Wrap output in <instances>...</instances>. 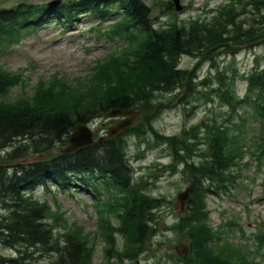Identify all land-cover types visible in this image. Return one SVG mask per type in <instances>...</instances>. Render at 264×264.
Returning a JSON list of instances; mask_svg holds the SVG:
<instances>
[{
    "label": "trees",
    "instance_id": "obj_1",
    "mask_svg": "<svg viewBox=\"0 0 264 264\" xmlns=\"http://www.w3.org/2000/svg\"><path fill=\"white\" fill-rule=\"evenodd\" d=\"M114 3L122 17L106 35L125 43L117 56L107 55L103 64H97L85 90L57 79L46 84L49 86L39 83L37 93L29 101L0 102V246L12 252L0 253V264H38L34 261L45 254L49 264H90L89 237L78 226L65 230L62 239L55 236L48 216L54 223L58 219L47 203L32 198L36 187L49 190L55 186L71 194L79 187L96 196H101L104 189L107 200L102 198L100 235L108 246L113 245L109 238L114 234L122 237L119 262L128 260L135 264L142 254L148 253V243L159 226L157 211L162 199L145 192L148 180H133L134 169L125 140L130 134L141 137L148 131L170 151L172 164L163 170L182 171L192 181L188 209L179 216L173 230L187 242L189 251L184 254L183 263L249 264L248 252H239L234 262L213 255V232L205 220L204 195L210 187L225 189L232 182L228 170L239 158L230 128L213 120L184 129L180 137L163 136L153 129L151 121L160 110L154 99L160 93L178 90L174 98L181 96L179 100L186 107L195 101L194 95L208 99L211 92L231 112L241 105L227 84H233V78L226 76L218 88L203 92L197 89V74L179 68V60L186 55L214 66L220 55L234 57L243 47L264 42V0H223L209 19L187 24L172 22L163 28L154 26L151 8L143 0H73L62 3L53 14L47 12L44 4L20 2L10 8L0 7V38L15 42L19 31L35 29L47 19L65 25L79 18L80 12L104 20ZM261 62V68L259 65L245 76V96L254 115L264 124V56ZM17 81V76L0 69V93ZM151 106L152 112L119 136L79 151L52 154L57 147L67 146L68 137L78 124L94 126L111 110L144 111ZM200 130L204 131L202 138L198 136ZM200 141L206 143L208 154L199 155L202 160L195 162ZM259 146L264 155V138ZM32 156L42 157L19 163ZM153 178L152 185L158 179ZM110 216H114L116 224ZM256 239L259 244L264 243L262 235ZM224 247L225 252L234 253L228 243ZM111 251L105 249L106 260Z\"/></svg>",
    "mask_w": 264,
    "mask_h": 264
},
{
    "label": "rangeland",
    "instance_id": "obj_2",
    "mask_svg": "<svg viewBox=\"0 0 264 264\" xmlns=\"http://www.w3.org/2000/svg\"><path fill=\"white\" fill-rule=\"evenodd\" d=\"M68 1L73 0H0V7L10 8L20 2L44 4L48 8L47 12L53 14L59 5ZM143 1L151 8L154 26L162 28L172 22L187 24L193 20L209 19L215 13L213 9L223 2L179 0L182 9L177 11L173 0ZM111 6L112 13L104 20L98 15L95 17L80 12L79 18L75 17L65 25L55 19H47L35 29L19 31L15 42L0 38V69L18 78L14 86L0 93V102L29 101L37 93L39 83L49 86L46 84L57 79L65 82V85L85 90L90 85L89 77L97 64H103L102 59L107 55L117 56L121 52L119 48L125 43L118 37L106 35L112 24L122 17V13L116 8L117 3ZM263 56L264 42L253 47H243L234 57L220 55L213 62L214 66L208 61L181 56L179 68L191 69L197 74L198 90L211 92L212 89L218 88L219 82L224 81L226 76L233 78V84H227L232 86L234 96L240 99L241 105L231 112L226 104L211 92L208 99L194 95L195 101L186 107L179 100L181 96L177 100L174 98L178 90L160 93L154 98L160 110L151 121L153 129L163 136L180 137L184 129L213 120L217 123L224 122L221 124L230 128V134L234 135V151L239 154V158L235 159L233 166L228 170L232 182L228 183L225 189L210 187L204 195L205 220L213 232L210 238L212 254L225 256L234 262L240 255L239 252H248L246 256L250 260L249 264H264V243L259 244L256 239L259 235L264 237V155H261L259 146L264 138V124L260 123L252 107L246 103L245 76L257 66L260 65L261 68ZM52 91L55 92L53 89ZM152 109L153 106L144 111L132 109L137 113L133 124L144 119ZM108 113L100 117L93 126V141L104 137L108 127L116 120L110 119ZM203 133V130L199 131V138L203 137ZM144 134L141 137L125 135L126 153L134 169L133 180H148L145 192L162 199V202L157 211V232L148 243L149 252L142 254L135 264H184L183 256L187 242L183 237L176 236L173 230H176L174 224L179 216L188 209L191 189L183 207L176 196L189 185L192 187V181L182 171L171 173L163 170L172 164L170 151L165 145L157 143L149 131ZM200 142L196 147L195 162L202 160L199 155L208 154L205 152L206 143ZM60 150L62 149L57 147L52 154ZM1 151L3 149H0V155L3 154ZM40 158L32 156L19 160V163L35 162ZM153 175L158 178L154 185L151 184L154 182ZM103 190L101 189V196H96L93 191H83L79 187L72 194L55 186L49 190L36 187L31 196L38 202L47 203L54 217L58 219V222L54 223L52 216H48L55 236L62 239L65 230H73L78 226L82 233L89 237L87 245L92 249L90 264H133L132 261L118 260L117 256L123 244L120 235L114 234L109 238L112 246H108L100 235L103 199L107 200ZM109 218L116 224L114 216ZM225 243L234 248V253L225 252ZM106 248L113 249L108 253V260L105 258ZM176 249L181 251L182 255H177ZM0 253L9 255L12 252L0 246ZM45 256L34 262L49 264Z\"/></svg>",
    "mask_w": 264,
    "mask_h": 264
},
{
    "label": "water",
    "instance_id": "obj_3",
    "mask_svg": "<svg viewBox=\"0 0 264 264\" xmlns=\"http://www.w3.org/2000/svg\"><path fill=\"white\" fill-rule=\"evenodd\" d=\"M173 2L175 4V9L180 11L181 6H179V0H173ZM108 116L110 118H120V120L113 122V124L107 130L108 136L101 138L98 141L99 143L107 140L109 137L117 136L123 131L129 129L133 125V122L137 117V113L133 110L116 109L109 112ZM92 139L93 134L91 130L87 126L79 124L75 127L74 132L70 135L68 139V146L61 150V153H71L89 147L93 144ZM189 191L190 188H187L185 191L177 195V199L181 203L182 207L186 203V200L189 196ZM175 208H177V204L175 205Z\"/></svg>",
    "mask_w": 264,
    "mask_h": 264
}]
</instances>
